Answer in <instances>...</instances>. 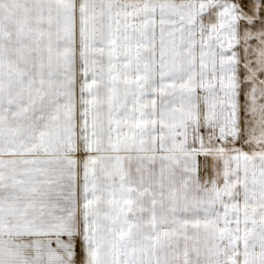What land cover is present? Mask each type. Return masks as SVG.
Masks as SVG:
<instances>
[{
	"label": "snow or ice",
	"instance_id": "snow-or-ice-1",
	"mask_svg": "<svg viewBox=\"0 0 264 264\" xmlns=\"http://www.w3.org/2000/svg\"><path fill=\"white\" fill-rule=\"evenodd\" d=\"M0 264H264V0H0Z\"/></svg>",
	"mask_w": 264,
	"mask_h": 264
}]
</instances>
